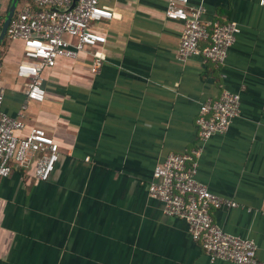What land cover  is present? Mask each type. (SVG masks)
<instances>
[{
  "label": "crops",
  "instance_id": "0c3cea01",
  "mask_svg": "<svg viewBox=\"0 0 264 264\" xmlns=\"http://www.w3.org/2000/svg\"><path fill=\"white\" fill-rule=\"evenodd\" d=\"M102 4L112 17L98 24L106 41L97 72L89 50L61 58L42 72L44 100L28 102L19 134L44 128L59 157L45 181L31 167L0 178V264H235L210 260L185 220L147 192L157 163L197 147L196 179L237 202L212 209L214 221L252 239L264 262V6L189 0L203 20L239 26L217 66L178 57L183 24L165 16L166 0ZM22 54L21 40L0 43L2 109L11 116L25 101L15 73ZM223 89L240 95L239 114L200 142L199 106Z\"/></svg>",
  "mask_w": 264,
  "mask_h": 264
},
{
  "label": "built area",
  "instance_id": "2783aa9c",
  "mask_svg": "<svg viewBox=\"0 0 264 264\" xmlns=\"http://www.w3.org/2000/svg\"><path fill=\"white\" fill-rule=\"evenodd\" d=\"M103 0H19L6 27L10 40H21L22 58L15 73L24 79L25 101L16 116L2 109L4 88L0 64V178L14 168H30L38 181L47 180L59 157V144L40 126L26 134L24 118L28 102L45 98L42 72L61 58L76 59L89 50L92 54L90 71L97 72L103 62L98 45L106 36L98 27L112 17ZM189 0H166L164 14L182 22L178 57L199 55L214 65L224 63L229 47L239 32L237 22L224 23L203 20L202 6L187 7ZM264 6V0H258ZM0 0V11L2 10ZM2 23L0 22V30ZM240 95L223 89L215 97L206 98L195 117L197 136L203 142L214 133L223 132L239 114ZM200 147L188 152L169 153L157 163L147 183L151 198L161 201L167 216L185 220L191 238L198 242L210 260H225L235 264H264L256 256L252 239L224 231L212 217L214 208H232L237 202L210 192L196 179ZM86 160L88 157L85 158Z\"/></svg>",
  "mask_w": 264,
  "mask_h": 264
},
{
  "label": "water",
  "instance_id": "95a60500",
  "mask_svg": "<svg viewBox=\"0 0 264 264\" xmlns=\"http://www.w3.org/2000/svg\"><path fill=\"white\" fill-rule=\"evenodd\" d=\"M18 1L19 0H9L8 6H7V9H6V12H5L4 17H3L2 25H1V30H0V43L3 40V38L5 37V35H6V27L8 25V22H9L10 18L13 15L15 9H16V6H17ZM74 1L75 0H73L71 6H73Z\"/></svg>",
  "mask_w": 264,
  "mask_h": 264
},
{
  "label": "trees",
  "instance_id": "16d2710c",
  "mask_svg": "<svg viewBox=\"0 0 264 264\" xmlns=\"http://www.w3.org/2000/svg\"><path fill=\"white\" fill-rule=\"evenodd\" d=\"M20 1H21V0H20ZM8 3H9V0H6V1L2 0V5H3V7H2V10L0 11V22H1V23H2V21H3V17H4V14H5V12H6V9H7V6H8ZM5 38H6V36L3 38L1 44L3 43V41L5 40Z\"/></svg>",
  "mask_w": 264,
  "mask_h": 264
},
{
  "label": "rangeland",
  "instance_id": "374dc122",
  "mask_svg": "<svg viewBox=\"0 0 264 264\" xmlns=\"http://www.w3.org/2000/svg\"><path fill=\"white\" fill-rule=\"evenodd\" d=\"M4 1H6V0H4Z\"/></svg>",
  "mask_w": 264,
  "mask_h": 264
}]
</instances>
